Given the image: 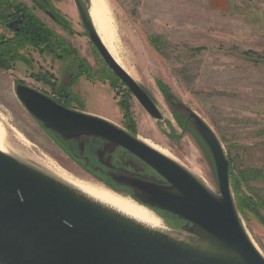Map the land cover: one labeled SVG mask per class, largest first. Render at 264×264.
I'll return each instance as SVG.
<instances>
[{
    "label": "rangeland",
    "instance_id": "1",
    "mask_svg": "<svg viewBox=\"0 0 264 264\" xmlns=\"http://www.w3.org/2000/svg\"><path fill=\"white\" fill-rule=\"evenodd\" d=\"M17 1L35 8L32 0ZM49 2L55 19L41 8H35V14L70 53L55 48L52 59L43 64L55 81L72 77L65 80L61 96L29 79L23 65L14 71L0 68V121L16 156L39 167L56 164L73 176L100 183L25 109L13 82L20 77L61 105L100 116L171 156L167 157L219 195L210 151L190 127L176 120L161 82L213 130L237 168L264 171V0H107L114 17L110 39L115 53L150 94L161 119L152 118L132 95L122 103L125 86L114 81L89 41L74 0ZM151 36L163 37L160 52L150 43ZM247 51L250 54L243 55ZM106 146L103 160L114 161L125 173H132V166L144 170L124 149ZM249 186L264 200V179L250 181ZM256 214L238 212L248 237L264 256V209Z\"/></svg>",
    "mask_w": 264,
    "mask_h": 264
},
{
    "label": "water",
    "instance_id": "2",
    "mask_svg": "<svg viewBox=\"0 0 264 264\" xmlns=\"http://www.w3.org/2000/svg\"><path fill=\"white\" fill-rule=\"evenodd\" d=\"M89 41L104 63L154 119L156 103L111 56L88 14L89 0H74ZM15 93L29 114L64 141H76L82 153L88 139L116 145L152 169L162 180L132 173H107L139 204L166 212L184 223L170 227L186 239L147 228L69 188L40 170L0 151V264H264L248 237L229 186V160L213 130L173 94L170 106L187 114L211 153L219 195L180 164L126 130L90 113L65 107L25 84ZM162 217L161 215H159ZM164 218V217H162ZM264 221V218L262 219Z\"/></svg>",
    "mask_w": 264,
    "mask_h": 264
},
{
    "label": "trees",
    "instance_id": "3",
    "mask_svg": "<svg viewBox=\"0 0 264 264\" xmlns=\"http://www.w3.org/2000/svg\"><path fill=\"white\" fill-rule=\"evenodd\" d=\"M7 1L10 2L11 0H7ZM12 1L14 2V0ZM41 1L43 2V4L40 5L37 3L35 8H41L56 18L55 14H52L51 10H53V7L49 2V0H41ZM43 5H45V7H43ZM21 8L23 11H25L28 14L27 26L28 27L34 26L36 28V37L38 44L51 42L52 53L55 50V48L61 49V52L64 55L70 53V50L68 49V46L65 45V42L63 40H60L58 36L54 35L53 31L49 29L47 26H45L33 13V10L35 8L31 9L23 4H21ZM63 22H64L63 26H65L64 28H66L67 31H69L68 24H66L64 20ZM149 41L153 45V48L156 51L158 52L161 51V47L164 42L162 36H151L149 38ZM248 54H250L249 51L243 52V55H248ZM0 67L3 69L10 68L9 66H3L2 64H0ZM115 80L116 82L117 80L119 81V79L116 76L114 78V81ZM114 81L112 82L113 85H114ZM160 87L162 88V92H164V94H170V89L167 88V86H165L161 82H160ZM122 95H123L122 103H125L131 97V93L126 87L124 88V93H122ZM172 113L178 122L182 123L184 127L185 126L190 127L191 130L200 138V136L192 128L187 114H182L179 110H175L173 108H172ZM47 131L60 144V146L65 148L66 151L75 160L82 162L84 167H86L93 175L100 177L101 174L99 173V171L102 170L103 168L105 169L107 168L106 164L103 163L102 159L98 156V150L99 149L102 150L104 148V141L100 139H88L84 145L83 152L80 153L76 141H64L56 133L50 130ZM227 159L229 160V186L231 193L233 194V200L237 212L242 214H245L246 212H251L255 215L256 212H259L260 209H264V200L253 193V189L252 187L249 186V182L256 179H264V171L252 167H246L240 169L236 167L232 158L227 157ZM102 181L112 189H115L116 184L114 183L113 180L108 178H103ZM158 214L164 217L166 220H168L170 226L172 227H179L184 223L182 220H179L175 216H172L166 212L158 211Z\"/></svg>",
    "mask_w": 264,
    "mask_h": 264
},
{
    "label": "bare ground",
    "instance_id": "4",
    "mask_svg": "<svg viewBox=\"0 0 264 264\" xmlns=\"http://www.w3.org/2000/svg\"><path fill=\"white\" fill-rule=\"evenodd\" d=\"M88 14L99 38L101 39V41L103 42V44L105 45L111 56L131 77L135 79V77L125 68L119 56L116 55L114 47L112 45L110 38L113 37L112 31H113L114 17L107 0H89ZM149 146L159 151L160 153L166 155L164 152L160 151L159 149L151 145ZM0 151L36 168L37 170H40L44 174L54 178L55 180L68 186L69 188L85 196L86 198L114 212H117L118 214L130 218L147 228L169 234L170 236H173L175 238L186 239L185 232L170 228L167 221H165L162 217L157 215L153 210L139 204L124 192H119L116 190H112L111 188H107L106 186H104L102 183L99 182L85 180L73 176L64 169L58 167L56 164L53 165L52 163L48 162L45 163L47 165H44V167H39L23 161L18 156H16L17 154L15 155L11 150V148L9 147L5 139V130L3 124H1V121H0ZM206 187L208 188V186ZM163 221H165L166 224H164Z\"/></svg>",
    "mask_w": 264,
    "mask_h": 264
},
{
    "label": "flooded vegetation",
    "instance_id": "5",
    "mask_svg": "<svg viewBox=\"0 0 264 264\" xmlns=\"http://www.w3.org/2000/svg\"><path fill=\"white\" fill-rule=\"evenodd\" d=\"M11 1L0 0V64L10 67L9 69L0 68L6 71H14L23 65L25 66V71H27L25 72L26 76L29 79L49 86L50 89L58 90L59 95L63 96L65 86L68 84L65 80L68 79L67 81L69 82L72 74L66 75L60 81L54 80L53 75L45 66L53 56L52 43H37L36 28L34 26H27L28 14L22 10L21 2L14 0L12 3ZM36 5L37 0H32V6L36 7ZM33 13L35 14V10ZM50 16L55 19L53 15L50 14ZM13 82L16 84H25L24 79L20 77H14ZM138 161L143 165L144 170L130 166L131 168L129 170L132 171V174L147 180H162L152 169L140 160ZM108 163L106 169L103 168L99 171L101 174L100 177L94 175L97 179H111L107 173L109 170L123 171L116 167L114 161H108ZM144 174L147 177H144Z\"/></svg>",
    "mask_w": 264,
    "mask_h": 264
}]
</instances>
